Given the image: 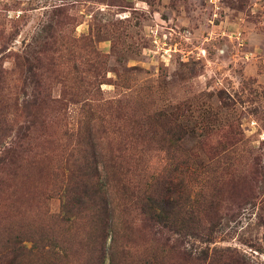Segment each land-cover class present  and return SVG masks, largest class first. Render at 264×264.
Masks as SVG:
<instances>
[{
	"label": "rangeland",
	"instance_id": "374dc122",
	"mask_svg": "<svg viewBox=\"0 0 264 264\" xmlns=\"http://www.w3.org/2000/svg\"><path fill=\"white\" fill-rule=\"evenodd\" d=\"M231 261L264 264V0H0V264Z\"/></svg>",
	"mask_w": 264,
	"mask_h": 264
},
{
	"label": "trees",
	"instance_id": "16d2710c",
	"mask_svg": "<svg viewBox=\"0 0 264 264\" xmlns=\"http://www.w3.org/2000/svg\"><path fill=\"white\" fill-rule=\"evenodd\" d=\"M88 167H89V166H88ZM84 170L86 171V173L82 174V176H83V175H86L87 178H86V181H84V183L82 184V186H83L82 194H84L85 191H86V189H87V187H89V186L86 187L85 184L91 182V181H88V182H87V180H89V178L91 177L90 172H91V171H92V172H93V171H94V172L96 171V169L93 168V167H92V169H91V167H89V170H88L87 167H84ZM86 185H88V184H86ZM100 209L103 211V215H104V216H103V215L101 214V215H102V219H101V221L99 222V224L102 225V230H103V228H105V227H106V224H107L106 221H107V219H108V214H107V210H106L104 207H101ZM105 210H106V211H105ZM230 263H231V264H235L234 261H231Z\"/></svg>",
	"mask_w": 264,
	"mask_h": 264
}]
</instances>
